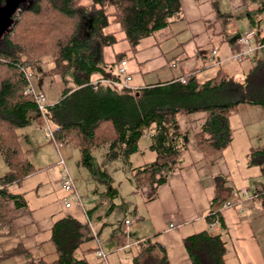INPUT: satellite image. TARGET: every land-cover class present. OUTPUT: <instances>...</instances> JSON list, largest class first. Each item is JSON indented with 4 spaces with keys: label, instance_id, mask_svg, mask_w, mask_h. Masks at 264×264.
Listing matches in <instances>:
<instances>
[{
    "label": "trees",
    "instance_id": "16d2710c",
    "mask_svg": "<svg viewBox=\"0 0 264 264\" xmlns=\"http://www.w3.org/2000/svg\"><path fill=\"white\" fill-rule=\"evenodd\" d=\"M179 1H21L6 30L0 34V158L6 167L0 175V241L14 236L4 204L25 208L23 196L7 189L21 185L27 176L37 172L27 161L29 151L19 150L17 144L20 137L16 131L31 124L30 114L34 120L38 114L31 100L21 95L27 86L22 71H28L31 79L40 76L59 80L62 86L59 98L45 106L42 114L51 127L53 142L74 149L78 154L77 167L89 175L93 174L91 154L106 148L95 172L110 198L118 194L105 172L112 163L121 165L117 167L119 173L129 175L134 188L131 195L152 184H163L166 176L176 171V164L186 151L176 124L179 117L204 115L192 137L198 153L208 162L220 158L229 148L232 131L228 119L238 107H258L264 111V59L258 57L246 69L239 94L229 85L230 77L220 69L211 80L200 85L193 72L133 90L122 87L113 91L90 82L92 75L113 84L121 82L115 71L125 54L116 53L112 64L102 63L103 48L116 44L114 33H103V30L117 25L116 32L123 37L121 41L128 53L134 55L137 43L169 29L177 21L182 22ZM3 3L0 0V7ZM258 12L250 14L253 16L249 20L251 40L263 47L259 18L255 20ZM144 137H148V152L153 160L132 169L129 157L138 151L137 142ZM245 166L259 169L264 181V144L247 150ZM113 167L108 168L110 173L115 172ZM222 202H209L203 219L206 225L216 222L222 228L216 211ZM257 202L264 210V191ZM49 231L47 243L52 249V262L36 259L22 251V247L11 255L22 254L27 264L87 263L75 257L83 244L92 241L86 225H79L71 217H61L51 224ZM181 243L189 264H223L226 251L220 236L195 233L182 237ZM165 261L158 245L144 243L128 264H166Z\"/></svg>",
    "mask_w": 264,
    "mask_h": 264
},
{
    "label": "crops",
    "instance_id": "0c3cea01",
    "mask_svg": "<svg viewBox=\"0 0 264 264\" xmlns=\"http://www.w3.org/2000/svg\"><path fill=\"white\" fill-rule=\"evenodd\" d=\"M242 1L244 0H225V5L229 11L233 12L241 6ZM247 1L251 2L250 0ZM255 1L258 5L256 7L254 5L255 8H251L250 11L244 13L248 25L238 29L232 26L237 36L231 41L230 46L219 45L224 42L217 38L223 36L224 33L219 28L217 19H214L212 15L208 0H180V18L182 22L186 23L187 26L184 29L187 30L191 40L186 44L188 54H186L185 60L177 63L173 61L165 65L161 62L156 70L149 71V68L146 67L149 64L147 63L149 62L148 57L139 59L138 54L131 55V53H128L126 45L121 41L123 37L116 32L117 25L114 24L111 25V28L103 30V33H114L116 44L109 48H103L102 63L112 64L116 53H124L125 57L122 60L126 64V73L130 77V82L127 84L129 90L169 82L172 78L182 77L185 73L192 72L196 77V83L200 85L204 81L211 80L215 75L214 73L220 69L230 77L229 85L234 86L239 94L241 92L240 81L246 69L251 67L258 53L260 54L258 58L264 59V46L255 45L251 40L252 33L250 32L249 20H252L253 16H250V14L259 11L258 15L261 17L264 13V0ZM259 16L255 15V20L260 18ZM111 21L112 18H109V22ZM259 31L261 37L264 38V26H259ZM245 35H247L245 42H240L239 39ZM214 37L217 41L219 40V43L210 51V57L206 59L197 56L195 52L197 48L194 47L207 45ZM104 49L109 52L108 57L105 56ZM126 57L128 58L127 61ZM155 59L158 58L155 57ZM230 62L236 67L227 72L225 69ZM175 67L178 68L177 71H175ZM165 69L166 72H164ZM134 72L138 74V77H141V80H134L133 85H130L133 81L131 75ZM149 74H152L154 79L145 82ZM201 76L203 80H200L199 77ZM90 79L91 83H98L100 86L106 85L104 80L97 75H92ZM110 88L112 90L117 89ZM37 92L42 94L41 91ZM237 109L228 119V127L232 131L229 148L221 153L220 158L212 161L209 159L208 162H205L198 153L196 143H194L192 137L193 132L198 130L197 124L201 123L204 115L194 113L178 118L177 128L186 149L176 164L178 168L174 173H169L166 176L163 184H152L149 188L141 189L139 193L134 195L139 201L134 202L132 207L133 220L128 221L129 225L126 227L121 225L126 232L131 227L134 240L124 244L121 248H116L115 251L122 253L124 250L134 248L136 255L144 243L158 245L165 256L166 264H189L187 255L182 248L181 238L205 232L213 236H220L224 240L226 253L223 264H264V250L262 248L264 242V210L258 207L257 202L259 194L264 191V181L260 177L259 169L245 166L247 150L255 147L249 141L250 135L244 124L235 122ZM262 112L264 113V111ZM29 116L33 120L31 122L33 125L36 120L33 119L31 114ZM236 133L244 140L241 144L242 150L239 153L241 155L239 161L234 158L232 153L237 148V143L233 138ZM147 138L142 139L147 143ZM20 139L21 137L18 143ZM59 146V149L64 147ZM58 148L56 149L57 153ZM134 155L129 157V167L132 169L138 167L132 165ZM147 155L148 163H150L153 160L152 156L150 153ZM37 169L39 170V168ZM76 169H78L77 164ZM63 170L68 176L65 167L61 168L57 162L44 169V176L47 180L46 189L43 188L44 182L39 180L34 184H30L31 179L34 178L31 176L36 174L27 176L21 185L7 189L10 193H20L23 196L25 208H15L10 203L4 204L8 219L12 222L14 236L0 241V264H27L22 254L11 255V252H14L18 247H22V251H26L27 254L36 259L52 262L54 260L51 253L52 249L47 243L50 237L49 229L51 224L61 217H71L79 225H86L90 230V237L96 249L93 246L83 249L81 247L75 254L78 260H85L86 264H115L113 260L108 262L107 257L104 255V258L96 255L101 244L97 237L102 231L97 224H93L96 219L101 220L100 212L97 211L98 207L89 211L81 205L79 196L77 197L79 205L72 203L70 209L67 211L63 209L61 200L65 197V194L59 188ZM113 170L117 172L112 175L108 172L112 186L118 184V182L115 183L117 180L115 176L122 174L119 173L118 168ZM71 180L74 182V179L71 178ZM74 190L77 196V191ZM231 193H235L236 197L232 200L230 207L221 210L216 209L219 213L222 228L216 222L213 226L206 225L203 219L207 215L209 202L212 200L218 204L225 199L227 200ZM137 203L139 204L138 208ZM88 211L90 213L86 214ZM105 212L108 213L107 210ZM99 223L102 224V222ZM89 248L93 252H84L85 249ZM87 255H90L88 256L91 257L89 258L90 261H87Z\"/></svg>",
    "mask_w": 264,
    "mask_h": 264
},
{
    "label": "rangeland",
    "instance_id": "374dc122",
    "mask_svg": "<svg viewBox=\"0 0 264 264\" xmlns=\"http://www.w3.org/2000/svg\"><path fill=\"white\" fill-rule=\"evenodd\" d=\"M254 5L255 7L258 5L257 1L251 0V2H249L244 0L241 2V6L232 12L226 7L225 0H208V6L212 11V15L214 19H217L220 26L219 28L224 33L223 36L217 38L224 42L219 45H231V41L237 36V34L233 31L232 26L235 29L243 27L244 25L247 26L248 22L244 13L250 11L251 8H255ZM259 24L260 27L264 26V13L259 18ZM186 26L187 25L184 21H177L173 23L169 29L160 30L155 33L153 37L143 39V41L134 46V54H138L139 59L148 57L149 62L147 63L149 64L146 67L149 68V71L156 70L161 62L165 65L173 61L177 63L178 61L185 60L186 54H188L186 44L191 41L187 34V30L184 29ZM217 39L214 37L207 45L204 44L200 47H194L197 48L195 49L197 56L208 59L212 48L217 46V43H219V40L217 41ZM104 51L105 56L108 57L109 52L106 49H104ZM259 56L260 54L258 53L257 57ZM155 57L158 59H155ZM127 59L128 58L126 57V61ZM235 67L236 66L230 62L228 63L225 71L229 72L230 69H235ZM45 68H48V66H45ZM177 69L178 68L175 67V71H177ZM164 72H166V69ZM131 76L133 77V81L130 85H133L134 80H141V77H138L136 72H134ZM199 78L200 80H203L202 76ZM152 79H154V77H152V74H149L148 78L145 79V82H149ZM30 81L33 91H41L44 95V106H49L59 98V92L62 86L56 77L43 79L38 76L30 79ZM113 91L118 90L115 89ZM262 111L263 110L258 107L249 108L248 106H241L237 109L236 113L237 119L235 122L244 124V127L247 128L248 134L250 135L249 141H251V145L255 148L264 144V113ZM42 125V122L37 119L33 125L31 124L24 129L16 131V133L21 137L20 142L18 143L19 149L22 151L28 150L30 152L27 160L33 165L35 171H37L36 175L31 176L34 178L31 179L30 184H34L39 180L44 182L43 188L46 189L47 180L43 171L53 165V163L57 162L58 155L60 160L65 165L64 167L68 176L74 179L73 187L77 191V197L80 196L81 205L89 211L98 207L97 211L100 212L101 220L96 219L93 222V224H97V226L102 229L97 237L99 243H101L97 250H99L102 255L107 257L108 262L113 260L115 264H128L130 259L135 256V249L129 248V250H124L122 253L115 251V249L121 248L124 244L133 242L134 240V238H132L133 233L130 229L131 227H129L130 230L128 229L126 232L121 226L123 220L130 222L133 220L132 207L134 202L139 201L137 197L131 195L134 188L129 181V175L124 173V175L121 174L120 176H115L117 179L115 183L118 182V184H114L113 187L116 189L118 194L112 198H110V196L108 197L107 195L109 193L102 187V180L98 178V175L95 172V168L99 166L100 162H102L100 157L106 153V148L93 151L91 154V157L93 158V174L89 175L87 171L82 168L76 169L78 155L76 151L68 147H63L60 149L58 148L59 150L57 153V150L54 149L53 145H46L47 141L44 139L41 132L35 131V129L42 127ZM233 138L237 143V148L235 149V152L233 151L232 153L234 158L239 161L241 156L239 153L242 150L241 144L244 140L241 139L238 133L233 135ZM147 144L148 142L146 143L141 138L138 140L137 145L139 150L133 156V167L148 164L149 161L147 159V154L150 152H148ZM113 165L115 168L121 167L120 164L112 163L107 167L105 172L108 173L109 171L110 174L109 169L114 168ZM37 168H39V170ZM4 170H6V167L3 165L0 158V175H2ZM97 170H100V168ZM112 174H115V172H111V175ZM13 189L11 190L13 191ZM137 205L138 208L139 204L137 203ZM105 210H107L108 213H106ZM99 222H102V224ZM90 246H93V248L96 249L93 241L86 242L83 244L81 249ZM88 256L90 255H87L86 259L87 261H90L89 258L91 257Z\"/></svg>",
    "mask_w": 264,
    "mask_h": 264
},
{
    "label": "built area",
    "instance_id": "2783aa9c",
    "mask_svg": "<svg viewBox=\"0 0 264 264\" xmlns=\"http://www.w3.org/2000/svg\"><path fill=\"white\" fill-rule=\"evenodd\" d=\"M264 33V31H263ZM247 39V35L243 36L241 39H239L240 42H245V40ZM23 72V78L25 80V82H27V86L24 87V89L22 90L21 95L27 96L31 101V104L34 106V108L37 111V119L40 120V122H42V127H38L36 129V131L41 132L42 136H44V139L49 142L51 145L54 146L55 149H57L59 146V144H55L53 141V135H51V127L49 126L48 122L45 121L44 117H43V111H44V95H42L39 92H35L32 89L31 86V81H30V73L28 71H22ZM115 75L118 76L119 78H121V82L118 84H113L112 82L109 81H104V83L106 84L105 86L108 87H114V88H126L127 84L130 82V77L128 76V74L126 73V64L124 63L123 60L118 62V66L117 69L115 71ZM95 84V83H92ZM57 164L61 167L64 168V164L63 162L60 160V157L57 155ZM72 180L69 176L66 175V173L64 172V170L61 173V182L59 184V188L60 190L65 194V197H63V199L61 200L62 203V207L64 210H68L70 209L72 203H76L79 205V199L77 198L76 194H75V190L73 189V184H72ZM230 197L226 200H224L221 204L218 205V210L221 209H227L230 207V204H232V200L236 197L235 193H231V195H229ZM129 225L128 221H123L122 226L126 227ZM215 225L214 223L209 225V226H213ZM96 255L100 256L101 258H104V256L100 253L99 250H97Z\"/></svg>",
    "mask_w": 264,
    "mask_h": 264
},
{
    "label": "water",
    "instance_id": "95a60500",
    "mask_svg": "<svg viewBox=\"0 0 264 264\" xmlns=\"http://www.w3.org/2000/svg\"><path fill=\"white\" fill-rule=\"evenodd\" d=\"M3 6L0 7V34L6 30V25L14 15L17 7L22 0H3Z\"/></svg>",
    "mask_w": 264,
    "mask_h": 264
}]
</instances>
